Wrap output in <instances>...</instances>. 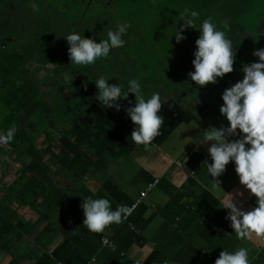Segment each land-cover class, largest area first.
I'll list each match as a JSON object with an SVG mask.
<instances>
[{"label":"crops","instance_id":"obj_1","mask_svg":"<svg viewBox=\"0 0 264 264\" xmlns=\"http://www.w3.org/2000/svg\"><path fill=\"white\" fill-rule=\"evenodd\" d=\"M14 28L9 25L1 34L18 36ZM261 35L256 48L264 46ZM144 53L134 64L157 66L150 73L153 83H141L145 96L159 91L166 98L158 112L164 123L148 148L131 140L134 122L125 108L129 100L135 102L134 93L120 99L119 110L101 105L96 92H78L63 103L55 96L53 102L46 100L41 123L32 118L40 112L38 106L23 112L21 123L33 148L0 163V264H134L137 259L143 264H214L223 247L232 251L242 246L249 249L251 264H264L262 239L255 234L251 240L239 239L225 218L228 210L220 206L222 198L233 195L247 209L257 197L240 184L231 161L218 177L221 197L209 191L211 141L198 143L206 128L228 123L219 111L221 93L242 79L243 71L200 86L187 75L190 56L181 60L179 69L185 72L165 73L163 66L171 69L176 63L146 61V49ZM238 64L244 63L235 60ZM132 71L107 76L126 91L128 79L144 78ZM156 179L155 188L121 223L101 233L82 223L84 196L107 195L113 208L131 206Z\"/></svg>","mask_w":264,"mask_h":264},{"label":"clouds","instance_id":"obj_2","mask_svg":"<svg viewBox=\"0 0 264 264\" xmlns=\"http://www.w3.org/2000/svg\"><path fill=\"white\" fill-rule=\"evenodd\" d=\"M199 17L198 10L185 8L180 13L183 23L179 28L176 27L173 35L179 42L186 38L184 29L191 27L199 30L191 61L194 68L187 75L196 84L204 86L209 82L216 83L218 78L232 72L237 57L232 40L217 26L213 18H204L197 27ZM127 30L126 22L119 23L115 30H108L106 38L99 42L95 37L85 36L76 30L62 36L66 37L69 45L67 51L70 61L76 65H92L98 58L107 59L112 49L126 45L124 34ZM252 55L259 59L244 63L243 78L230 83L221 93L223 103L219 105V111L228 123L206 128L203 138L198 142L211 141L207 148L211 158V162L207 159V172L212 177L209 191L216 197H221L223 188L218 177L225 172L231 161L240 184L257 197L254 206L247 209L233 195L221 199L220 206L228 210L225 218L229 220L230 227L239 239L247 240H251L253 234L264 236V46L255 48ZM109 79V76L94 78L97 89L95 98L101 105L119 110L120 99L134 93L135 102L129 100L125 108L134 122L131 140L136 146L148 148L154 137L160 134L164 123L163 114L158 112L166 98L159 91L146 97L141 82L136 78L128 79L126 91L121 83H110ZM16 131L15 124L6 130L0 129V145L11 142ZM192 174L195 176V172ZM238 194L242 196L243 192L239 191ZM135 206L119 203L113 208L107 195L84 196L81 203L84 212L82 223L91 232L101 233L106 226L126 220ZM134 264H143V260L137 259ZM164 264L176 262L166 260ZM214 264H251L249 249L242 246L230 251L223 247Z\"/></svg>","mask_w":264,"mask_h":264},{"label":"rangeland","instance_id":"obj_3","mask_svg":"<svg viewBox=\"0 0 264 264\" xmlns=\"http://www.w3.org/2000/svg\"><path fill=\"white\" fill-rule=\"evenodd\" d=\"M21 5H26L27 8L29 7L30 9L35 10V12L42 8L47 11L61 9L65 10L68 14H78L84 18L88 16L95 22H101L106 19L110 30H113L112 28L119 23L126 22L128 28H133L140 34L148 36L149 42L146 43L147 46H144V48L148 47L146 61L151 60V62L156 63V60L158 59L160 63L163 62L165 65L166 63H177V57H181L177 53H186V56H188V53L190 52V70L194 67L191 61L194 58V42L199 35V30L191 27L184 29L186 36L184 39H187L188 45H190L189 52L181 50L179 47L180 44H183L182 40L184 39L177 42L175 35H173L176 27L179 28L180 24L183 23V20L180 19V13L183 12L185 8H194L200 12V17L197 20V27L199 26L200 21L211 16L217 26L223 30L226 36L230 39L232 36H230L231 32L239 34V39L243 40L241 46L238 42L235 43L231 39L233 46L236 49V60H238V62L242 61L243 63H247L252 61L254 58L252 53L256 48L255 39H259L262 36L261 33L264 32V0H0V7L2 10L10 7L13 14L14 11H18V8L21 7ZM4 13L5 15L8 14L7 12ZM21 14L22 13L18 11L14 15ZM19 18L24 19L23 17ZM39 20L40 17L36 15L30 21L31 23H34L32 24V29L34 31L28 32V35H23L22 39L17 42L18 44H24L27 41L32 40L33 36L38 33L37 27L40 24ZM4 26V20L1 21L0 17V30L4 28ZM246 29L251 33V37L247 36L246 33H240L245 32ZM97 34L99 36L100 33L98 32ZM154 41H156L155 46L153 45ZM13 42L15 43L13 40L10 42L7 38L1 39L0 37V46L5 44L10 45ZM262 43H264V40H262ZM134 47L138 50L143 46L134 45ZM119 50H122L123 58H119L115 49H112L110 53H114L112 59L121 62V70L124 65H127L128 60H131L132 57H130V49H127V47ZM99 59V62L104 60L101 58ZM181 60L182 59H179L180 62ZM134 62L135 61L131 64L133 68L136 66ZM115 66L116 65H113L111 71L109 69L105 70V72H108L109 75H115V73L120 72V70H115ZM175 66H177V64L173 67ZM152 67L154 66L152 65ZM175 69V73L183 70L182 68ZM69 70L71 71V69L68 68L66 73L74 78L73 83L76 84V87L79 89L84 87L86 77L83 76L80 71L77 74L75 73L76 75H72ZM183 72L185 71L183 70ZM238 72L242 71L240 70ZM47 75L48 74L45 72L40 73V76L45 78L48 81V85H50V95H48V98L52 100L56 95L57 90L63 84V79L61 76L48 75V77ZM34 110H36V108L31 111ZM32 115L35 116H32V118L39 123L43 121V115L38 113V111L33 112ZM29 119L30 118L27 115L22 117L24 124H28Z\"/></svg>","mask_w":264,"mask_h":264},{"label":"trees","instance_id":"obj_4","mask_svg":"<svg viewBox=\"0 0 264 264\" xmlns=\"http://www.w3.org/2000/svg\"><path fill=\"white\" fill-rule=\"evenodd\" d=\"M63 20L67 26L68 32L73 30L81 31L85 36L95 37L97 42H99L100 39H105L107 36V31L110 30L106 19L102 20L101 22H95L88 16L84 18L78 14H67V16L63 17ZM115 28L116 26L112 29L115 30ZM98 32L100 33L99 36L97 34ZM136 32L137 31H135L133 28H128L127 32L124 34L126 45L115 48V50L117 53H121L122 56V50L119 49L127 47V49H130L129 55L132 57L131 60L138 62L139 57L141 58L144 56V50H148V47L144 48V46H147L146 43L149 41L147 35ZM240 33H246L247 36L251 37V33L247 29L245 32ZM57 34L58 32H56L55 29L45 23L42 26L40 37L36 38L35 44L27 46L21 50H0V129L6 130L12 124H15L17 127L14 139L6 145H0V163L2 164L8 160V157L11 154L24 153L33 148V139L29 135L28 131L23 127L20 118L26 109L38 102L41 93L37 84H35L33 79L30 77L32 74L30 65L31 61L35 59L34 55L38 52L37 54L39 57L37 59L36 55V59L43 64L51 63L54 60L56 62L61 59V57L65 56L67 58L68 64L78 67L82 66L83 68H87L88 71H91L97 64L96 61V63L92 65H76L70 61L67 51L69 45L66 37L63 36H61L58 43L51 45L50 48L48 45L47 48H49L50 51L47 52V48L43 46L44 37L49 36L55 38ZM230 36L235 43L238 42L240 46L242 45L243 40L239 39V34L231 32ZM255 40L257 41L258 38ZM182 41L183 44H180V49L189 52L190 46H188L187 39ZM134 45H141L143 47H140L141 49L139 48L136 50ZM188 54V56H186V53L178 54L181 56L179 59L184 61L190 56V52ZM121 56H119V58H122ZM253 57L256 58L255 56ZM176 64L177 66L173 67V65L171 69H169L167 66H163V68L166 67V69H164L165 73L167 71V73H171L176 71L175 68L179 69L181 67L180 61H178ZM135 65L136 66L134 68L133 66H129L128 68L126 65H124L123 69L120 70V66H118L116 69L117 71L120 70L118 73H123L124 71L128 73L127 70H133L131 73H140L144 76V78L141 80V83H144L145 85L153 83V77L150 76V73H154L157 66L154 63L146 64V67L144 66L142 68L137 66V64ZM152 65L154 67H152ZM242 67L243 65L240 64L235 65L233 71L235 73H241L238 71H242Z\"/></svg>","mask_w":264,"mask_h":264},{"label":"flooded vegetation","instance_id":"obj_5","mask_svg":"<svg viewBox=\"0 0 264 264\" xmlns=\"http://www.w3.org/2000/svg\"><path fill=\"white\" fill-rule=\"evenodd\" d=\"M65 7H67V6H65ZM9 8L10 7L4 8L2 10V8L0 7L1 21L4 20V25H5L4 29L5 30L6 29L10 30L9 25L13 26V30H15L14 27H16V30H18V34H17L18 36H15V34L13 36L3 35V34H1V30H0L1 39L7 38L8 41L10 39L15 41V43L13 42L12 45H7V44L1 45L0 50H12V49L21 50V49L26 48L27 46L35 44L36 38L40 37L42 26L45 23L48 24L49 26H51L53 29H55L56 32H58V34L56 35L55 38L49 37V36L44 37L43 46H45L46 48L48 45H49L48 47L50 48L51 45L58 43L61 36L65 35L68 32L67 26L63 20V17L67 16V14H68V13H66L65 10L59 9V10H54V11H47V10L42 8V9H40L41 11L39 10V11L35 12V10L30 9L29 7L27 8L26 5L25 6L21 5V7L18 8V11L22 14L21 15H14L18 11H14V14H13ZM70 8H74V7H70ZM4 12H7L8 14L5 15ZM36 15L40 17V20H39L40 24L37 27L38 33L33 36L32 40H29L24 44H18L17 42L20 39H22L23 35H28V32L34 31L32 29V24H34V23H31L30 21ZM46 15H48V16H46ZM19 17H23L24 19H20ZM16 24L18 27L16 26ZM8 48H10V49H8ZM49 48H47V50H46L47 52L50 51ZM37 53L34 55L35 59L32 58L33 60L31 61V65H30L31 67L30 68L32 70V74L30 77H31V79H33V82L35 84H37L41 93H40V97H39L38 102L36 104H33L28 109L32 110V109L36 108V106H38L39 111H40L39 113L41 115H43V113H44V111H42V108L44 106L43 104L47 102L46 100L51 101V102L54 101L53 99L50 100L48 98V95H50L49 94L50 93V85H48V81L45 78L40 76L41 72H45L49 76L50 75L61 76V78L63 79V84L57 90V93L55 95V99L60 98L62 100V103H63L68 98L72 97L73 95H76L78 92H79V95L81 93L82 94H84V93H92L93 94L94 92L97 91L96 82H95L94 78L109 75L108 72H105V70L110 69V71H111V68H113V65H116L115 68H117L118 66H121L120 63H118L116 60L112 59L114 56L113 52L110 53V55H109L110 58L104 59L102 62H99L100 59L98 58L97 64L94 66V68L91 71H88L87 68H83L82 66L78 67V66H74V65L72 66V65L68 64L67 58L65 56L61 57V59H59L56 62L54 60L51 63L43 64V63H40L39 60H37L39 57ZM36 55H37V59H36ZM119 56H121V53L119 54ZM121 57L123 58V56H121ZM133 61H135V60H133ZM133 61L128 60V62H133ZM68 68L71 69V71L70 70L69 71L72 75H76L80 71L83 74V76L86 77V80L84 82V87H81L80 89L78 87H76V84L73 83L74 78L70 74L66 73ZM123 68H124V66H123ZM115 70L117 71V69H115Z\"/></svg>","mask_w":264,"mask_h":264},{"label":"built area","instance_id":"obj_6","mask_svg":"<svg viewBox=\"0 0 264 264\" xmlns=\"http://www.w3.org/2000/svg\"><path fill=\"white\" fill-rule=\"evenodd\" d=\"M233 163V162H232ZM234 164V163H233ZM158 182H159V180L158 179H156V180H154L153 182H151V183H149L148 184V186L141 192V194H140V196L138 197V199L135 201V208L138 206V204L140 203V202H142L148 195H149V193L155 188V186L158 184ZM134 208V209H135ZM129 217V216H128ZM127 217V218H128ZM261 239H262V241H263V243H264V236H259ZM103 242L105 243V244H108V245H111V246H115V244L109 239V238H104L103 239Z\"/></svg>","mask_w":264,"mask_h":264}]
</instances>
